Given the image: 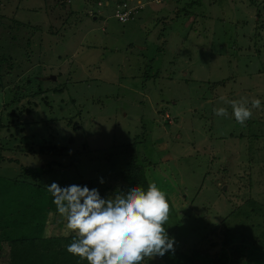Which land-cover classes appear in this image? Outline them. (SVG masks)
Listing matches in <instances>:
<instances>
[{"label": "rangeland", "instance_id": "obj_1", "mask_svg": "<svg viewBox=\"0 0 264 264\" xmlns=\"http://www.w3.org/2000/svg\"><path fill=\"white\" fill-rule=\"evenodd\" d=\"M98 1L0 0V219L22 214V197L39 205L38 187L47 201L53 181L114 176L138 140L169 218L196 236L178 242L190 251L197 231L264 205V0H142L126 22L112 13L120 0ZM27 80L42 93L8 103ZM222 96L261 109L242 126ZM50 220L48 234L70 231ZM215 230L200 240L205 264H264L252 245L232 260Z\"/></svg>", "mask_w": 264, "mask_h": 264}, {"label": "trees", "instance_id": "obj_2", "mask_svg": "<svg viewBox=\"0 0 264 264\" xmlns=\"http://www.w3.org/2000/svg\"><path fill=\"white\" fill-rule=\"evenodd\" d=\"M151 1L155 2V0ZM39 6H41V2L33 10V13L41 11L42 6L40 8ZM114 11L115 8L112 12L113 15ZM115 19L121 22L117 17ZM133 19H135V16L129 20ZM26 44L29 45L30 40ZM40 81H44V79H40ZM42 91L41 87H34L30 83V80H27L26 84L19 86V91L11 96L12 98L8 103L19 102L21 99L27 97L31 99L42 93ZM21 106L28 108L30 107V102ZM137 142L138 140H134L125 147V156L122 159L120 171L111 174L114 176L107 177L108 179L114 178L113 181H116V183H108L104 175L101 177L104 178L105 183L100 184V177L97 178L96 175L95 178L81 180L77 184H87L90 188L97 187L102 196H109V198H112L115 193L121 190H126L129 186L140 185L147 188L150 179L147 176V167L138 160L136 152ZM15 190L16 187L13 186L12 191L9 192V201L13 203L15 202L12 195L15 193ZM41 190L38 187L37 197L39 205H35L36 203L26 205L29 204V196L24 199L21 188L19 195L22 198L21 201L16 203L23 205L22 214L19 216L15 215L12 222L0 219V264H77L78 258L69 254L66 250V245L72 242V236L69 234L70 231L66 234L60 233L57 235L47 233V224L50 217V221H55L58 227H62L67 221L65 219L62 220L61 215L57 212L56 206L52 203V195L50 194L49 199L45 201L46 194L42 193ZM7 192L8 190L3 194ZM170 213H172L171 210ZM230 214L232 216L231 220H227ZM230 214L226 220L222 221L221 226L218 227L219 230H215L216 228L214 227V229L212 228L207 232V228H203L201 230H206V233L202 235L197 231L199 240L196 243H191L193 248L190 251L182 250L178 242L181 240L180 238L191 241L193 238L196 239V236L191 233L189 234L191 231L180 224L176 217L175 221L169 218L164 226L167 228L169 234L175 237V251H170L163 258L148 261V264L151 262L153 264H205L201 257H204L206 252L200 245V240L205 239L210 231L214 232V230L218 231L217 234L213 235L218 236L223 250L229 247L232 260L234 259L235 261L241 258L245 245H252V248L250 247L249 249L251 258L257 259L259 257L258 259L264 261V205L260 202L256 204L253 200L251 202L247 201V209L240 207L233 210ZM16 224L21 228V234H14L13 228ZM236 224L237 226H235ZM82 264H88V262L85 260Z\"/></svg>", "mask_w": 264, "mask_h": 264}, {"label": "clouds", "instance_id": "obj_3", "mask_svg": "<svg viewBox=\"0 0 264 264\" xmlns=\"http://www.w3.org/2000/svg\"><path fill=\"white\" fill-rule=\"evenodd\" d=\"M220 99L231 106V115L242 126L253 118L252 109H261L262 104L258 98ZM213 111L220 117L229 116L224 107ZM99 183H105L103 177ZM47 188L57 212L67 221L72 242L66 250L78 258L77 264L85 260L88 264H148L175 251V237L164 226L169 220L170 202L155 183L147 188L129 186L112 198L87 184L60 186L53 181Z\"/></svg>", "mask_w": 264, "mask_h": 264}, {"label": "built area", "instance_id": "obj_4", "mask_svg": "<svg viewBox=\"0 0 264 264\" xmlns=\"http://www.w3.org/2000/svg\"><path fill=\"white\" fill-rule=\"evenodd\" d=\"M130 2L132 0H129ZM136 2V5L133 7L128 8L126 5V0H120V4L115 5V11L114 15L118 18L121 22H126L130 18H132L137 12H139L140 9L144 6V3L142 0H134ZM156 2H159L160 0H155Z\"/></svg>", "mask_w": 264, "mask_h": 264}, {"label": "water", "instance_id": "obj_5", "mask_svg": "<svg viewBox=\"0 0 264 264\" xmlns=\"http://www.w3.org/2000/svg\"><path fill=\"white\" fill-rule=\"evenodd\" d=\"M54 78H55V76H53V75L52 76H49V79H54Z\"/></svg>", "mask_w": 264, "mask_h": 264}]
</instances>
